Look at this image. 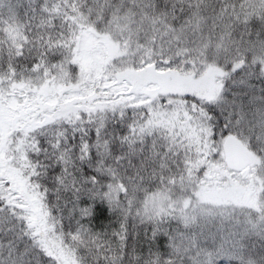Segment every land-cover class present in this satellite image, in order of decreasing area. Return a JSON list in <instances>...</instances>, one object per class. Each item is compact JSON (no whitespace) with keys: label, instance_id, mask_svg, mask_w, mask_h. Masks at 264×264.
<instances>
[{"label":"snow or ice","instance_id":"snow-or-ice-1","mask_svg":"<svg viewBox=\"0 0 264 264\" xmlns=\"http://www.w3.org/2000/svg\"><path fill=\"white\" fill-rule=\"evenodd\" d=\"M0 264H264V0H0Z\"/></svg>","mask_w":264,"mask_h":264}]
</instances>
